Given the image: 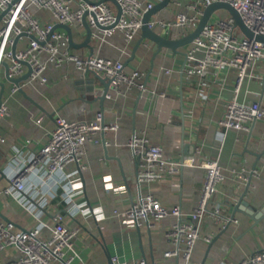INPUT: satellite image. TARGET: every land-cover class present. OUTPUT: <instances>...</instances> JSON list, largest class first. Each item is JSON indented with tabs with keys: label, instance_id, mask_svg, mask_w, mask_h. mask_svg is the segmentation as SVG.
I'll return each mask as SVG.
<instances>
[{
	"label": "crops",
	"instance_id": "0c3cea01",
	"mask_svg": "<svg viewBox=\"0 0 264 264\" xmlns=\"http://www.w3.org/2000/svg\"><path fill=\"white\" fill-rule=\"evenodd\" d=\"M108 3L117 11L114 2ZM30 8L41 22L56 21L50 10ZM184 10V2L177 5L171 0L155 16L173 18L178 11ZM226 11H222V15L226 16ZM72 26L75 41H82L85 28L79 23ZM190 30L187 28L186 32ZM182 32V28L173 29L176 36ZM139 36L131 42H127L120 30L108 37L95 36L93 51L126 62ZM28 40L29 36L23 35L17 48L25 46ZM146 43L145 39L125 70H142L149 89L141 92L135 86L122 84L118 90L110 88L103 101L97 93L86 90V78L90 74L85 78L84 72L73 64L60 68L50 64L46 71L47 83L27 82L23 86L25 93L20 90L11 93L5 66L0 64V81L4 83V87L0 85V94L10 109L9 114L0 117V220L9 218L17 229L40 226L43 236H48L49 225L61 214L66 224L80 226L74 239V248L78 252L74 264H111L115 255L121 260L144 257L148 264H184L182 257L165 255L171 247L166 230L175 221L174 216L165 217L150 227L146 220L140 225L132 221L122 223L115 214V210L139 202L141 195L147 192L153 193L168 207L181 205L184 212L192 211L198 203L205 176V168L201 166L186 165L178 174L139 185L138 162L127 142L135 131L145 130L154 142L164 147L165 155L170 159L178 160L194 153L219 160L227 178L220 184L215 202L226 215L232 211L228 203L239 201L245 190L247 179L244 174H251L254 169L258 171L252 173L251 184L244 195L248 205L241 203L242 210L235 213L224 231L219 225L225 220L219 217L218 224L215 215H207L200 227L201 238L194 246L193 264H237L252 252L264 248V119L255 121L250 137V130L220 126L217 119L223 114L224 103L236 93L237 70L207 72L202 77L207 82L205 88L199 77L188 78L183 73L185 55L164 48L154 56L157 45L152 41L149 45ZM11 47L10 43L6 44L7 49ZM72 49L81 55L91 52L87 46ZM25 65L28 70L29 66ZM167 68L171 71L167 72ZM97 84L101 92L103 86ZM162 91L166 92L165 96L161 95ZM237 97L241 101L260 100L264 104V60H259L248 70ZM99 110L103 111L105 122L119 124L118 132L107 131L105 134L108 150L102 141H87L82 157L85 167L77 171V163L70 162L65 170L73 173L70 177L79 184L75 196L84 199L89 207L99 208L101 215H72L50 194L47 205L37 209L36 215L21 201L4 193L9 184L10 169L20 155L36 151L47 142L56 115L90 121ZM108 180L113 182L112 187H108ZM206 235H211L212 239L207 241ZM19 254L15 246L3 248L0 264H7ZM56 264L62 263L58 260Z\"/></svg>",
	"mask_w": 264,
	"mask_h": 264
},
{
	"label": "built area",
	"instance_id": "2783aa9c",
	"mask_svg": "<svg viewBox=\"0 0 264 264\" xmlns=\"http://www.w3.org/2000/svg\"><path fill=\"white\" fill-rule=\"evenodd\" d=\"M175 4L185 3L186 10L178 11L173 18H160L152 15L148 21L150 28L168 37H178L173 33L175 27L182 28V35L187 34V28L195 27L204 12V8L215 1H226L233 5L241 14L245 24L256 34H264V0H172ZM122 9L117 19L115 11L108 1L89 3L85 0H0V13L7 10L0 26V60L9 62L8 76L11 78L23 75L26 70L24 61L30 64L31 72L27 79L19 83L11 81L10 91H19L27 82L47 83V68L50 64L57 68L65 64H73L81 71L92 70L108 76L111 79L110 88L118 90L122 84L135 86L141 92L149 88L144 80L145 73L139 68L125 70L121 59H114L100 53L81 55L70 46L67 32L55 28L56 23H82L86 10L90 13L87 20L94 29V36L108 37L117 30L123 32L127 42L133 41L143 25L144 13L156 3L153 0H118ZM76 3V5H73ZM31 6L50 10L56 18L54 22H41L31 11ZM221 10V9H219ZM218 10V11H219ZM216 11L204 25L200 33L189 44L186 50L183 73L188 78H200V84L206 88L207 82L202 77L209 71L215 73L229 68L237 70L235 81V96L224 103L223 114L217 119L224 128L250 130L252 123L264 119V104L260 100L241 101L237 95L248 74L259 60H264V41L254 37L238 35L241 29L229 12L227 15ZM97 23L103 27H98ZM190 30V31H191ZM27 32L30 37L25 46L17 48L13 53L12 47L15 36ZM179 35V36H182ZM28 36V35H27ZM22 37V36H21ZM20 37V38H21ZM147 45H149L147 40ZM1 64V63H0ZM167 72L171 69L167 68ZM155 92V89H151ZM204 92H206L204 90ZM166 95L165 91L161 92ZM10 113L9 105L0 103V117ZM104 114L97 111L93 120L69 119L56 115L55 126L50 136L38 150L27 155H20L16 164L9 171V184L4 193L12 195L36 215L37 209L48 203L50 194L62 203L70 214L83 213L101 215L99 208L88 206L83 199L75 195L79 192V184L70 176L65 166L76 162L77 171L82 170L84 145L87 141H102L101 131L118 132L116 122L102 123ZM99 134V135H98ZM3 140V138H1ZM138 162L137 181L139 185L164 176L178 174L186 165L205 168V176L196 207L190 212H184L181 205L168 207L153 193L142 194L139 202L129 208L115 210L116 216L122 223L130 221L140 225L146 220L150 227L155 226L161 219L174 216L175 221L167 228L166 236L171 247L165 251L166 256H177L184 259V264H193L194 246L201 238L200 227L207 215H215V222L225 220L219 225L220 229L232 218L221 211L217 204L216 195L220 184L226 180L227 173L217 158H204L197 155L170 159L165 155L164 147L154 142L145 130L135 131L127 142ZM252 173H258L256 169ZM250 174H244L248 179ZM108 187L114 184L107 181ZM214 204V205H212ZM220 223V222H219ZM218 223V224H219ZM50 234L43 236L40 226H29L17 229L11 220H0V251L3 248L15 246L19 249L18 257L7 264H74L78 252L74 248V239L80 230L79 225L66 224L62 215L58 214L49 225ZM207 241L211 235L204 237ZM84 264V263H78ZM111 264H147L146 258L121 260L119 256L112 257ZM237 264H264V248L256 250L244 257Z\"/></svg>",
	"mask_w": 264,
	"mask_h": 264
},
{
	"label": "water",
	"instance_id": "95a60500",
	"mask_svg": "<svg viewBox=\"0 0 264 264\" xmlns=\"http://www.w3.org/2000/svg\"><path fill=\"white\" fill-rule=\"evenodd\" d=\"M17 0H13V2H15ZM89 3H100V2H105V1H112L117 5V19L120 17L122 9L120 7V4L118 2V0H85ZM171 0H159L157 1L152 8H150L149 10H147L144 15H143V25L141 28V34L138 37L136 43L133 46L132 49V53L131 56L126 60L125 65L132 60L135 57V54L140 46V44L145 40L148 39L149 41L154 42L157 45V49L155 50L154 56H156L161 50H163L164 48H168L171 49L173 51V53H181L183 55H186V51L183 50L184 47L188 46L193 40L194 38L200 33V31L203 29L204 25L207 23V21L211 18V16L218 11L219 9H225L227 10L231 15L234 16L235 20H236V25H238L241 30L249 37H254L257 40L260 41H264V34L260 33V34H256L254 33L243 21L242 16L240 14V12L233 6L231 5L229 2L226 1H215L212 2L211 4L207 5L204 8V12L202 14V16L200 17L199 21L197 22V24L195 25V27L189 31L187 34H184L182 36H178V37H168L165 36L161 33H159L158 31L152 29L149 27L148 25V21L150 20V18L152 17V15H154L156 12H158L159 10H161L162 8H164L165 6H167L170 3ZM7 12V10H4L0 13V21L2 20L3 16L5 15V13ZM88 13H90L88 10L85 11L84 15H83V20L81 25L85 28L86 30V35L85 38L80 41V42H76L73 36V26L71 24L68 23H56L55 24V28H63L66 30L68 36H69V42H70V46L73 48H79L82 46H87L91 49L90 55L94 53V40H95V36H94V29L90 26L88 20H87V15ZM98 27H103L101 24L97 23ZM23 35H28L30 37H35L33 34H28L27 32H23L22 34L16 35L15 36V40L14 43L12 45V50L13 53H16L17 50V45H18V41L20 39L21 36ZM0 63L2 65L5 66V71H6V76L9 80L14 81L16 83H19L21 80L27 79L29 77V74L31 72V67L30 64L27 61H24L25 64H27L29 66V69L21 76L19 77H14L11 78L8 76V71H9V62L7 60H0ZM90 74V75H89ZM84 75L85 78L89 75L90 77L86 78V90L89 92H95L97 93V97L100 100H104L105 97L107 96V94L110 91V83H111V79L106 76L103 75L99 72L96 71H92V70H86L84 71ZM97 82L101 83L103 86V89L101 92H99L97 86ZM0 85H2V87H4V83L0 81ZM20 91L22 93H25V90L23 87L20 88ZM3 92V91H2ZM2 93L0 94V103L2 102ZM102 123H105V120H102ZM255 124V121L252 123L251 129H250V134L249 137L252 134V129L253 126ZM102 134V143L105 147V150L107 151V139H106V132L105 130L101 131ZM194 154V153H193ZM255 167V166H254ZM1 171V169H0ZM251 174L249 175V178L247 179V183L245 186V190L244 192L241 194L239 201H237L235 204L231 202L228 203L229 207L232 208V211L230 212V217L233 218L235 217V213L238 210H242V206L241 203L247 204V201L244 200V195L247 192L251 181H252V172H250ZM248 205V204H247ZM248 211V210H246ZM6 220H10L7 217H4ZM232 220L230 219L228 221V223L226 224V226L223 228L222 231H224L225 229H227V227L229 226V224L232 222ZM23 229V228H22ZM148 264V262H147Z\"/></svg>",
	"mask_w": 264,
	"mask_h": 264
},
{
	"label": "rangeland",
	"instance_id": "374dc122",
	"mask_svg": "<svg viewBox=\"0 0 264 264\" xmlns=\"http://www.w3.org/2000/svg\"><path fill=\"white\" fill-rule=\"evenodd\" d=\"M222 11H226V10L222 9V10H219L217 13H218V14H222ZM226 12H228V11H226ZM242 32H243V31H242L241 29H238V30L236 31V33H237L238 35H243Z\"/></svg>",
	"mask_w": 264,
	"mask_h": 264
}]
</instances>
